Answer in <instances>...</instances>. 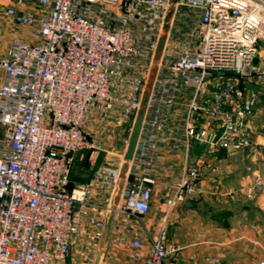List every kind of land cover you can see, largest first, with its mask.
<instances>
[{
	"label": "built area",
	"instance_id": "1",
	"mask_svg": "<svg viewBox=\"0 0 264 264\" xmlns=\"http://www.w3.org/2000/svg\"><path fill=\"white\" fill-rule=\"evenodd\" d=\"M0 15L21 32L0 54V264H72L89 198L102 197L107 216L123 170L124 153L98 137L118 128L125 149L142 108L123 213L149 211L155 184L175 166L162 160L163 149L181 155L165 192L168 209L199 195L194 144L207 154H260L250 125L258 92L246 84L264 88V0H0ZM82 149L105 155L88 181L73 186L71 155ZM263 183L252 171L248 185L229 193L254 199ZM88 223L97 244L104 218L92 214ZM130 236L129 257L143 264H167L178 250L166 215L148 245Z\"/></svg>",
	"mask_w": 264,
	"mask_h": 264
},
{
	"label": "crops",
	"instance_id": "2",
	"mask_svg": "<svg viewBox=\"0 0 264 264\" xmlns=\"http://www.w3.org/2000/svg\"><path fill=\"white\" fill-rule=\"evenodd\" d=\"M25 37L29 35L25 33ZM259 44L260 53L264 55V41ZM246 87L258 92L250 119L253 140L262 147L257 158L250 160L243 152L231 154L225 149L207 154L201 146L194 144L189 151V162L199 169L196 179L199 195L168 209L165 192L178 179L181 155H172L163 149L162 160L175 166L164 172L155 184L149 211L136 216L117 210L122 203L126 178L125 173L121 174L117 189L110 198L115 208L107 216L100 207L102 197L95 193L89 198L86 215L71 244L68 260L72 264H143L142 260L129 257L130 234L136 233L148 245L164 215L168 240L178 248L167 264H208L211 259H219L221 264H249L264 259V183L254 199L245 198L242 190L229 193L248 185L252 171H258L264 180V88L254 83H248ZM104 155L97 149L72 153L69 172L72 185L88 181ZM92 214L103 217L105 223L103 238L97 244H93L89 237L88 218ZM98 251L101 256L96 261Z\"/></svg>",
	"mask_w": 264,
	"mask_h": 264
},
{
	"label": "rangeland",
	"instance_id": "3",
	"mask_svg": "<svg viewBox=\"0 0 264 264\" xmlns=\"http://www.w3.org/2000/svg\"><path fill=\"white\" fill-rule=\"evenodd\" d=\"M19 33H21L19 31V28H17L11 21H9L8 19L0 15V54H4L6 52L12 38L15 37L16 35H19ZM257 64H258V55L255 54L252 60V66L256 67ZM260 91H263V90H260ZM263 113H264V110H263ZM89 131L92 132L91 129H89ZM99 133H101V131ZM99 133H97V135H100ZM102 133L103 135H101V137H98V138L99 140L101 139V143L103 147L106 148V147H109V144H112L116 148H118L120 152H123L125 154L127 147H125L124 149V145L116 142L118 128L112 127L110 128L109 132H106V133L102 132ZM130 136H131V133H130ZM130 136H129V139H130Z\"/></svg>",
	"mask_w": 264,
	"mask_h": 264
},
{
	"label": "water",
	"instance_id": "4",
	"mask_svg": "<svg viewBox=\"0 0 264 264\" xmlns=\"http://www.w3.org/2000/svg\"><path fill=\"white\" fill-rule=\"evenodd\" d=\"M173 1H175V0H173ZM170 15H171V12L168 13L167 18H169ZM167 28H168V23H165L164 24V33H162V35L160 36V38L158 40V44H157L156 50H155L154 62L157 61V59H158V57L160 55V52L162 50V47L164 45L165 32H166ZM154 72H155V66L152 68L151 73L149 75L147 88H149V86H150V83H151V80L153 78ZM146 96H147V93L145 92L144 95H143L142 101H141L142 106L145 105ZM143 112H144V109L143 108L140 109V111L138 112V114H137V116L135 118L134 124H133L131 136H130V139H129V142H128V146H127L126 152L124 154L123 170H122V173H121L122 176L124 175V172L127 170L128 162L132 158V155H133L135 143L137 141V137H138L141 121H142V118H143ZM110 207H111V210H113L115 208L114 204H113V201H111ZM111 210H110V212H111ZM100 256H101V252L98 251L97 256H96V261L99 260Z\"/></svg>",
	"mask_w": 264,
	"mask_h": 264
},
{
	"label": "trees",
	"instance_id": "5",
	"mask_svg": "<svg viewBox=\"0 0 264 264\" xmlns=\"http://www.w3.org/2000/svg\"><path fill=\"white\" fill-rule=\"evenodd\" d=\"M69 177H70V175H69ZM71 180V179H70ZM71 185H72V182H71Z\"/></svg>",
	"mask_w": 264,
	"mask_h": 264
}]
</instances>
